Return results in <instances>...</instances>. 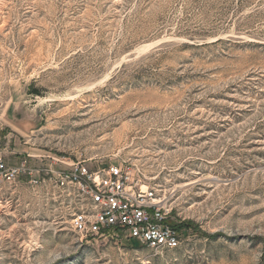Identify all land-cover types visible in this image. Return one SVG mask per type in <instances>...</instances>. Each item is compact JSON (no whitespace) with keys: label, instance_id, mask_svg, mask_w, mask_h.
Listing matches in <instances>:
<instances>
[{"label":"rangeland","instance_id":"1","mask_svg":"<svg viewBox=\"0 0 264 264\" xmlns=\"http://www.w3.org/2000/svg\"><path fill=\"white\" fill-rule=\"evenodd\" d=\"M0 156V264H264V0H0ZM122 160L179 247L73 230L54 174Z\"/></svg>","mask_w":264,"mask_h":264},{"label":"built area","instance_id":"2","mask_svg":"<svg viewBox=\"0 0 264 264\" xmlns=\"http://www.w3.org/2000/svg\"><path fill=\"white\" fill-rule=\"evenodd\" d=\"M134 167L122 160L93 169L77 161L54 174L58 185L72 188L80 201L73 230L83 237H125L156 250L179 247L182 236L168 222L172 209ZM27 173L25 162L10 166L0 156V183Z\"/></svg>","mask_w":264,"mask_h":264},{"label":"trees","instance_id":"3","mask_svg":"<svg viewBox=\"0 0 264 264\" xmlns=\"http://www.w3.org/2000/svg\"><path fill=\"white\" fill-rule=\"evenodd\" d=\"M32 92L39 94V90H32Z\"/></svg>","mask_w":264,"mask_h":264}]
</instances>
